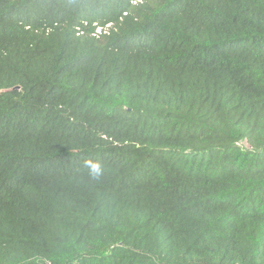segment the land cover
Masks as SVG:
<instances>
[{
    "label": "trees",
    "instance_id": "16d2710c",
    "mask_svg": "<svg viewBox=\"0 0 264 264\" xmlns=\"http://www.w3.org/2000/svg\"><path fill=\"white\" fill-rule=\"evenodd\" d=\"M14 87L0 264H264V0H0Z\"/></svg>",
    "mask_w": 264,
    "mask_h": 264
},
{
    "label": "clouds",
    "instance_id": "9594fccd",
    "mask_svg": "<svg viewBox=\"0 0 264 264\" xmlns=\"http://www.w3.org/2000/svg\"><path fill=\"white\" fill-rule=\"evenodd\" d=\"M110 24H107L109 26ZM106 26V27H107ZM101 30V27H97V30ZM86 167L89 169L88 175L92 180H99L103 175V166L99 162H94L91 160L85 161Z\"/></svg>",
    "mask_w": 264,
    "mask_h": 264
},
{
    "label": "water",
    "instance_id": "95a60500",
    "mask_svg": "<svg viewBox=\"0 0 264 264\" xmlns=\"http://www.w3.org/2000/svg\"><path fill=\"white\" fill-rule=\"evenodd\" d=\"M19 87H14V88H11V89H3V90H0V92H9V91H12L14 89H18Z\"/></svg>",
    "mask_w": 264,
    "mask_h": 264
},
{
    "label": "built area",
    "instance_id": "2783aa9c",
    "mask_svg": "<svg viewBox=\"0 0 264 264\" xmlns=\"http://www.w3.org/2000/svg\"><path fill=\"white\" fill-rule=\"evenodd\" d=\"M97 32H100V30H98Z\"/></svg>",
    "mask_w": 264,
    "mask_h": 264
}]
</instances>
